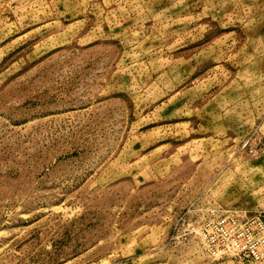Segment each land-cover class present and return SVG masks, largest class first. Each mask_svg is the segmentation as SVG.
Returning a JSON list of instances; mask_svg holds the SVG:
<instances>
[{"label": "rangeland", "instance_id": "374dc122", "mask_svg": "<svg viewBox=\"0 0 264 264\" xmlns=\"http://www.w3.org/2000/svg\"><path fill=\"white\" fill-rule=\"evenodd\" d=\"M264 0H0V264H264Z\"/></svg>", "mask_w": 264, "mask_h": 264}, {"label": "built area", "instance_id": "2783aa9c", "mask_svg": "<svg viewBox=\"0 0 264 264\" xmlns=\"http://www.w3.org/2000/svg\"><path fill=\"white\" fill-rule=\"evenodd\" d=\"M200 234L211 246L254 260L264 258V220L258 215L243 220L237 214L211 212L201 224Z\"/></svg>", "mask_w": 264, "mask_h": 264}]
</instances>
